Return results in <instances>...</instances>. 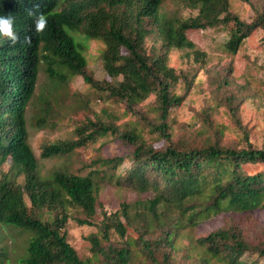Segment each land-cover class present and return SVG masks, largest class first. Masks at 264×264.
Returning <instances> with one entry per match:
<instances>
[{
    "label": "trees",
    "instance_id": "obj_1",
    "mask_svg": "<svg viewBox=\"0 0 264 264\" xmlns=\"http://www.w3.org/2000/svg\"><path fill=\"white\" fill-rule=\"evenodd\" d=\"M162 1L0 0V15H12L20 34L14 45L0 37V229L13 226L28 232L22 264H129L136 255L145 264H180L181 255L189 264H255L246 257L249 254L262 257L264 264V240H248L240 221L192 239L194 254L180 253L184 247L178 243L179 230L196 225L201 217L230 208L241 212V218L264 206V167L252 172L242 168L264 165V149L248 140L239 116L241 97L223 94L218 103L226 107L244 146L224 145L210 137L174 140L167 122L192 80L168 63L170 52L189 49L200 68L207 61V54L194 46L187 32L231 23L224 46L234 53L253 30L264 31V11L246 21L231 12L228 0H188L196 13L182 18L162 11ZM36 13L47 20L41 32L34 30ZM25 35L27 44L22 42ZM77 35L103 44L100 58L108 78L93 76L86 46ZM41 66L51 89L41 95L42 113L35 116V125L48 122L53 103L69 94L70 81L80 75L91 88L125 103L133 112H140L135 107L153 95L158 121L147 125L165 144L155 147L131 126L87 117L73 127L70 137L44 143L40 157L70 156L109 135L129 148L128 168L116 174L126 157L118 154L91 159L87 173L61 163L43 174L28 141L25 117ZM211 80L215 90L228 82L224 77ZM182 82L183 92L177 93ZM97 177L149 192L151 197L142 211L132 212L131 205L121 202L119 209L97 214ZM70 218L96 228L88 235L90 257L81 258L67 241ZM7 251L0 234V264Z\"/></svg>",
    "mask_w": 264,
    "mask_h": 264
},
{
    "label": "rangeland",
    "instance_id": "obj_2",
    "mask_svg": "<svg viewBox=\"0 0 264 264\" xmlns=\"http://www.w3.org/2000/svg\"><path fill=\"white\" fill-rule=\"evenodd\" d=\"M231 12L240 18L250 21L257 12L264 11V0H228ZM161 10L178 17H188L196 13V9L190 6L188 0H163ZM231 23H219L207 29H194L187 32L188 38L194 46L207 54L204 68L192 60V52L189 49H174L170 52L168 63L177 70L189 74L192 80L185 99L170 110L167 122L169 131L174 140H189L193 138L219 139L220 143L235 147L244 146L239 129L230 117L224 105L219 104L220 96L233 93L241 97L239 116L241 123L248 131V140L254 146L264 149V31L257 28L245 38L236 52H229L224 41L228 34ZM86 46L84 52L88 68L97 79L106 77L102 67L100 51L103 44L95 40H85L82 35L76 36ZM152 40L146 38L145 47L149 51ZM212 77H224L227 84L221 90H215ZM182 82L176 92H183ZM51 89L44 66L38 70V78L34 95L25 108L27 120L28 141L39 161L43 174L50 172L55 166L63 163L72 169L87 173L92 168L89 166L91 159L102 156L129 152V148L111 136H104L66 157L41 158V147L46 142L70 137L76 124L82 123L87 117L94 119H111L123 128L133 127L143 139L155 147L165 144V140L147 125L158 121L156 112L153 111L154 96L150 95L146 100L139 103L135 108L140 112L128 109L125 103L108 98L88 84L82 76H75L69 83V94L62 98L59 103H53L52 116L42 126L34 124L36 115L42 113L41 95L45 90ZM215 95L218 97L215 98ZM51 121V122H50ZM150 121L149 123H147ZM52 123V124H51ZM104 140L103 143L101 141ZM129 166L126 155L124 162L115 171L122 174ZM96 167L100 168L97 164ZM264 165H243L246 172L256 171ZM100 176V173L96 174ZM99 188L96 193V212L107 213L119 209L121 202L131 205L132 212L143 210L147 199L151 197L149 192H141L131 187L118 186L106 178H96ZM238 210L225 209L201 217L197 224L184 227L179 230L178 243L184 247L180 253H193L191 250L192 239L204 235L211 230L226 224H234L237 221L243 223V233L252 242L264 240V206L247 212V215L239 217ZM246 213V212H245ZM240 224V225H241ZM67 241L76 250L81 258L91 256L88 235L95 232L96 228L88 225H79L70 218L66 225ZM3 242L8 251L7 258L2 264H22L20 257L24 253V246L28 238V232L13 226H3L0 229ZM112 239H117L113 234ZM245 257V256H244ZM255 264H263V258L256 254L246 256ZM180 264L191 263L181 255ZM96 264H102L96 262ZM129 264H145L143 258L133 256ZM218 264V263H211Z\"/></svg>",
    "mask_w": 264,
    "mask_h": 264
},
{
    "label": "clouds",
    "instance_id": "obj_3",
    "mask_svg": "<svg viewBox=\"0 0 264 264\" xmlns=\"http://www.w3.org/2000/svg\"><path fill=\"white\" fill-rule=\"evenodd\" d=\"M29 15H33V12L29 10ZM47 20L42 13H36L34 18V30L36 32L43 31ZM0 37H6L9 44H16L20 41V34L15 30V18L8 15H0ZM23 43L27 44L30 42L28 36L23 37Z\"/></svg>",
    "mask_w": 264,
    "mask_h": 264
}]
</instances>
